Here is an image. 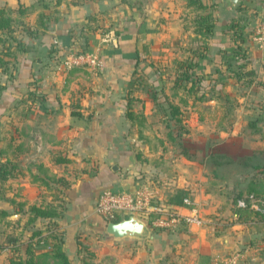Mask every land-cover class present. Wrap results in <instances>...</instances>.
Segmentation results:
<instances>
[{"label": "crops", "instance_id": "1", "mask_svg": "<svg viewBox=\"0 0 264 264\" xmlns=\"http://www.w3.org/2000/svg\"><path fill=\"white\" fill-rule=\"evenodd\" d=\"M200 1L212 6L209 32L188 0H0L12 19L10 58L0 68V264H53L45 255L56 243L79 264L80 242L97 262L120 261L136 243L99 237L94 207L104 190L143 186L179 210L182 197H193L209 221L183 226L186 237L182 227L160 233L159 248L170 246L174 260L179 251L183 264L233 255L236 264L264 262V221L239 223L232 207L251 191L264 195V49L241 21L257 16V24L264 0ZM237 5L248 8L241 14ZM81 51L97 52L102 70H55ZM236 72L254 79L242 86ZM231 99L237 113L225 117ZM168 105L181 113L173 129L180 146L148 137L157 109L168 123ZM33 206L58 216L35 218Z\"/></svg>", "mask_w": 264, "mask_h": 264}, {"label": "built area", "instance_id": "2", "mask_svg": "<svg viewBox=\"0 0 264 264\" xmlns=\"http://www.w3.org/2000/svg\"><path fill=\"white\" fill-rule=\"evenodd\" d=\"M252 40L259 49H264V11L263 17L255 26ZM102 60L97 52H73L59 59L55 70L69 72L73 69L88 68L93 72L102 70ZM232 207L235 211H250L262 213L264 199L254 195H245L236 199ZM181 208L167 205L159 200L149 187H138L133 191H102L94 207V213L105 222H117L133 216L142 222L145 227L152 226L164 232L175 233L182 226L203 227L209 221L202 217L200 204L190 196L181 200ZM237 221L238 215L233 214ZM213 229L219 230L221 224L210 223ZM10 249V248H8ZM8 249H5L6 251ZM237 256L229 258L216 257L211 264H236Z\"/></svg>", "mask_w": 264, "mask_h": 264}, {"label": "rangeland", "instance_id": "3", "mask_svg": "<svg viewBox=\"0 0 264 264\" xmlns=\"http://www.w3.org/2000/svg\"><path fill=\"white\" fill-rule=\"evenodd\" d=\"M236 7L239 9L241 14H243L246 11V9L248 8L247 6L241 7L240 5H237ZM241 21L245 24L252 25L253 30H254L255 26L258 24V23L256 24L257 16L248 17V16H246V14H245V16H243L241 18ZM260 50H262V49H260ZM237 73L238 72H236L235 78L242 81L241 82L242 86L245 85V87H246L247 86L246 84L251 83L254 79V75H251V74H245V75H239L238 74V77H237ZM167 92L169 94H171L169 91H167ZM180 92L186 93L187 91H180ZM242 93H244V88L237 89L235 94H234V97H232V98H234V100H235V98L241 96ZM162 94H164V92H162ZM187 94L188 93H186V95ZM226 97H228V95H226ZM228 104L229 105L225 108V114H226L225 117H230L233 114L237 113L235 110V106L232 105V99L229 100ZM163 110H165V109H162V110L160 108H159V110L157 109L155 112V115H153V117L150 119L152 121L150 123V130L152 132L150 135H152V137H150V136H148V137L151 140V142H153V143L159 144V141H163V142H166L168 144V146L172 145L174 143V139H175V142H176L175 144L180 146V144L178 142L180 140L173 137V129H175L176 127H179V122L177 123L173 119H170L168 121L169 127H170V132H169L168 129L166 128L165 120H163V122L159 121V117L157 116L159 114L160 117H162L163 116ZM166 110H168V112H169L168 107ZM230 119L231 118H229V120L224 122L223 124L227 125L229 123ZM138 123H139V121H138ZM182 129H185V127H181L179 130V132L181 134V136H180L181 141L183 140L184 142H187L188 140H185V139H187V137L185 136L184 130L182 131ZM157 134L159 137L157 136ZM251 221H264V217L263 218H254V219H251ZM186 227L182 226V229H180V231H179V233L183 232L185 237L188 236V233L186 232L187 231ZM146 228L150 231V233L153 234V239H149V238L133 239L132 241H135L136 245L133 246L134 248L132 249V251L126 250L127 254L126 253L123 254L124 255L123 258L120 261H115L114 264H121V263L122 264H183V262H181L179 259L180 255H182L179 253V251L177 253L176 249L172 248V252H174V254L177 253V255L179 257L178 259L174 260L175 258H171V256L169 255L171 252L170 246L166 249H163V250H161L159 248V235L161 232L162 233H166V232L161 231L160 229H158L156 227H152V226H148ZM167 233H169V232H167ZM175 233H170V234L174 235ZM97 235L99 237H102V238L106 237L107 234L105 233V228L103 225L100 226V230H99V233ZM108 237H110V236H108ZM84 238L87 239V237H84ZM128 239H131V238H128ZM180 239L183 240L182 238H180ZM186 240H187V238H186ZM117 241H119V240H117ZM80 244H81L80 251L83 255H82V258L79 259V262L82 261V263H79V264H85V263H89V264H110L108 261V259H109L108 256L105 255V258L103 259V261L97 262L96 261L97 255H96V252L93 249V247L90 245L87 246L85 244H82L81 242H80ZM141 244L143 245V247H142L143 250L139 253L137 248H139ZM261 244H263V246H261V249L259 250V252L261 254L260 257L264 258V237H262ZM186 249H187V245L185 244V241L183 240V244L180 247L181 253H185ZM133 259H135V262L132 261ZM260 264H264V262L260 263Z\"/></svg>", "mask_w": 264, "mask_h": 264}, {"label": "trees", "instance_id": "4", "mask_svg": "<svg viewBox=\"0 0 264 264\" xmlns=\"http://www.w3.org/2000/svg\"><path fill=\"white\" fill-rule=\"evenodd\" d=\"M188 3L189 5L194 6L197 10L202 11L203 14L197 20V26L199 27L200 30L203 29L205 32H209L213 28V20L212 19L210 20V17L212 16L210 8H212V6L207 7L203 5L200 0H188ZM11 24H12V19L10 15L5 10L1 9L0 10V68L6 67L8 64V59L10 58V53L8 51L9 46H6V39L4 38V36L12 32ZM189 68L190 66L187 65V69ZM238 74L241 75V73L238 72L237 77ZM234 76L236 77V73L234 74ZM188 79H189L188 75L183 74L182 80L187 81ZM191 90L192 88H189L188 92H190ZM168 108H169L168 116L170 117V119H173L177 123L180 122L178 119L179 116L181 115L179 108L173 105H169ZM130 117L132 119L134 118L131 114H129V118ZM166 128L170 132L169 123H166ZM4 173H2L1 171L0 176H4L5 175ZM250 194L254 195L256 198L264 199V195L261 196L252 191L247 193L246 195H250ZM30 211L31 213H33L35 218L37 217L53 218L58 216L56 211L53 208H49V207L41 208V207L33 206L30 208ZM233 212L237 213L238 215L237 222L239 223L250 222L251 219L264 217V211L262 213H255L250 211L242 212V211L234 210ZM5 216L6 213L0 212V219L4 218ZM26 252L28 255L30 254L28 251ZM45 257L53 260L54 264H70L66 253L62 250L61 245L57 243L52 246L50 253L46 254ZM10 264H33V263L31 262V260L24 261L22 259H16V260H11ZM85 264H89V263H85Z\"/></svg>", "mask_w": 264, "mask_h": 264}, {"label": "water", "instance_id": "5", "mask_svg": "<svg viewBox=\"0 0 264 264\" xmlns=\"http://www.w3.org/2000/svg\"><path fill=\"white\" fill-rule=\"evenodd\" d=\"M231 4H238L239 0H227ZM105 233L115 239H153V234L133 216L126 217L117 222H105L103 220Z\"/></svg>", "mask_w": 264, "mask_h": 264}]
</instances>
